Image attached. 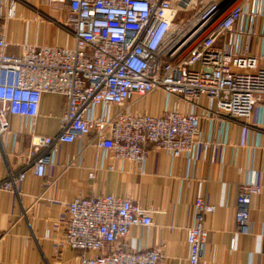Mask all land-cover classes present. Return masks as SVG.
<instances>
[{"label":"built area","instance_id":"obj_1","mask_svg":"<svg viewBox=\"0 0 264 264\" xmlns=\"http://www.w3.org/2000/svg\"><path fill=\"white\" fill-rule=\"evenodd\" d=\"M53 1L68 8L73 45L34 42L14 55L5 51L3 27L15 17L17 0H0V134L8 132L9 115L35 118L43 94L66 100L58 132L32 136L42 151L26 169L0 179V191L16 192L27 172L44 177L57 145L86 135L116 160L142 164L147 145L172 158L189 157L199 143L200 115L194 107L199 97L213 102V116L231 118H249L264 97V66L259 65L264 53L249 55L237 43L255 35L264 0ZM155 91L193 106L181 110L176 104L162 114L126 111L131 96ZM107 106L115 107L110 116ZM104 169L114 167L108 163ZM261 190L255 172L240 184L231 249L235 236L247 234L250 202ZM215 209L201 194L195 196L193 223L186 230L188 264L202 259L210 236L206 221ZM152 212L110 193L76 196L66 204L61 241L81 252L76 264H162V247L127 245L132 227L153 224Z\"/></svg>","mask_w":264,"mask_h":264},{"label":"crops","instance_id":"obj_2","mask_svg":"<svg viewBox=\"0 0 264 264\" xmlns=\"http://www.w3.org/2000/svg\"><path fill=\"white\" fill-rule=\"evenodd\" d=\"M67 14L66 4L57 1L17 0L15 17L3 27L5 51L20 55L34 42L73 45ZM255 31L237 43L247 47L249 55L259 56L264 53V15L257 19ZM65 103V97L45 93L35 118L8 116V132L0 134V179L32 163L42 151L32 144V136H54ZM176 104L181 110L193 106L155 91L143 98L131 96L126 111L162 114ZM194 107L200 115L199 143L189 157L172 158L147 145L146 160L136 164L112 159L92 135L59 143L44 177L27 172L16 192L0 191V264H76L81 252L61 241L66 204L76 196L100 193L128 197L153 209V224L132 227L127 245L162 247V264H188L186 230L193 223L197 194L216 207L206 221L210 236L199 264H264V97L249 118L213 116L214 104L205 97H199ZM114 111V106L105 109L109 116ZM108 163L112 171L104 169ZM251 172L262 190L250 202L247 234L235 236L231 249L236 195Z\"/></svg>","mask_w":264,"mask_h":264}]
</instances>
